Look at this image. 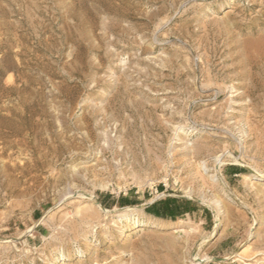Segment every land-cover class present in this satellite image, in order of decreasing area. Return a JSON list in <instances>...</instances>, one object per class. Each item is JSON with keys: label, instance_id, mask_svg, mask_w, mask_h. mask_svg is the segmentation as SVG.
I'll return each instance as SVG.
<instances>
[{"label": "rangeland", "instance_id": "1", "mask_svg": "<svg viewBox=\"0 0 264 264\" xmlns=\"http://www.w3.org/2000/svg\"><path fill=\"white\" fill-rule=\"evenodd\" d=\"M194 253L264 264V0H0V264Z\"/></svg>", "mask_w": 264, "mask_h": 264}, {"label": "trees", "instance_id": "2", "mask_svg": "<svg viewBox=\"0 0 264 264\" xmlns=\"http://www.w3.org/2000/svg\"><path fill=\"white\" fill-rule=\"evenodd\" d=\"M160 203L162 205L161 210L154 209L155 205L157 204L155 203L149 208H147L146 211L156 217L170 218V219H173L177 216H181L185 213L192 211V209L182 207L184 206V204L190 203L185 200L166 199L164 201H161ZM171 203H174L176 206L172 205Z\"/></svg>", "mask_w": 264, "mask_h": 264}, {"label": "bare ground", "instance_id": "3", "mask_svg": "<svg viewBox=\"0 0 264 264\" xmlns=\"http://www.w3.org/2000/svg\"><path fill=\"white\" fill-rule=\"evenodd\" d=\"M216 173H217V175H218V180L220 181V182H222L223 183V179H222V177L219 175V173H218V170H217V168H216ZM257 177H261V175H259V174H255ZM82 195H84V198H85V200H87V201H90V202H94L95 203V198L92 196V195H90V194H82ZM83 197V196H82ZM203 202V201H202ZM204 203V202H203ZM206 203V202H205ZM204 203V204H205ZM208 206H209V204L208 203H206ZM215 204H216V202H215ZM214 204V205H215ZM97 206V208L102 212V213H104V214H106L108 211L107 210H105V209H103V208H101L99 205H96ZM219 206V205H218ZM217 206V207H218ZM126 209H130V208H126ZM213 211V210H212ZM214 212V211H213ZM92 215H93V213H92ZM215 216V222L217 223L218 222V217H217V214L215 213L214 214ZM138 224V223H137ZM181 229V228H180ZM184 230V229H183ZM178 232H183L182 230H178ZM198 248H199V246H198ZM203 261H205V259H200L198 256H197V254L196 253H194V255H193V257H192V263L193 264H199V263H202Z\"/></svg>", "mask_w": 264, "mask_h": 264}, {"label": "water", "instance_id": "4", "mask_svg": "<svg viewBox=\"0 0 264 264\" xmlns=\"http://www.w3.org/2000/svg\"><path fill=\"white\" fill-rule=\"evenodd\" d=\"M181 198H184V197H181ZM154 202H155V200L149 202L148 204L142 205V206H140L139 208L148 207V206L152 205ZM196 202L199 203L198 200H196ZM95 204L100 206V204H99L96 200H95ZM215 261H217V260H215Z\"/></svg>", "mask_w": 264, "mask_h": 264}]
</instances>
